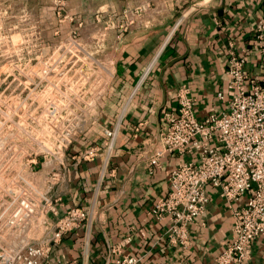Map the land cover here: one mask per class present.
<instances>
[{"label":"crops","instance_id":"0c3cea01","mask_svg":"<svg viewBox=\"0 0 264 264\" xmlns=\"http://www.w3.org/2000/svg\"><path fill=\"white\" fill-rule=\"evenodd\" d=\"M51 1L53 6H48L50 0H0V6L5 14H18V8L27 15L63 13V0ZM136 6H145L143 14L119 35L123 9ZM85 11L95 16L89 37L109 48L108 53L95 54L103 87L92 107L94 120L66 151L62 182L49 190L41 173L40 185L60 198V215L79 207L88 210L89 220L64 236L51 260L113 264L116 256L111 250L121 246L122 253L139 259L138 264H213L230 235L232 212L227 202L218 190L207 187L209 202L204 216L189 227V245H169V220L157 221L148 210L166 195L170 172L188 157L165 154L157 167L150 160L163 114L176 109L182 85L190 90L197 119L203 120L211 110L221 113L228 107L231 54L245 59L251 76L260 73L264 40L257 38L256 27L264 0H97ZM81 27L78 24L76 32ZM220 92L223 100L217 97ZM114 128L108 148L104 132ZM88 149H95L96 155L79 159ZM243 202L244 198L232 205L237 208ZM250 264H264V236L253 243Z\"/></svg>","mask_w":264,"mask_h":264},{"label":"built area","instance_id":"2783aa9c","mask_svg":"<svg viewBox=\"0 0 264 264\" xmlns=\"http://www.w3.org/2000/svg\"><path fill=\"white\" fill-rule=\"evenodd\" d=\"M144 10L145 6L123 10L124 23L118 34L135 24ZM28 27L39 31L38 26ZM256 32L257 38L264 40V13ZM33 35L34 41L16 43V50L22 54L15 50L13 56H8L7 70L0 75L15 76L13 68L30 69L29 64L47 61L43 55L31 53L33 49L40 52L45 46L37 32ZM72 41L80 47L77 39ZM84 55L93 60L91 64L98 63L90 53ZM259 66L260 73L251 76L245 69V59L231 54L226 72L231 92L228 107L221 113L211 110L203 120L197 119L190 90L182 85L176 93V109L163 114L158 146L150 160V165L157 167L165 154L188 157L170 172L168 192L148 210V215L157 221L169 220L165 232L169 245H189V227L196 218L204 216L209 202L207 187L218 190L220 198L227 202L232 212L230 235L213 264H250L252 245L264 236V47L260 50ZM21 73L24 77L37 76L31 70ZM97 85L93 87L95 103L103 87L101 82ZM217 97L224 99L221 92ZM80 132L77 129L62 137L53 152L46 149L44 153H49L50 158L45 162L35 155L16 168L17 157L0 152L2 163L7 158V166L0 167V264H65L63 259L51 260L54 248L65 235L89 220V212L73 207L60 215L56 205L60 198L52 197L43 188L51 190L62 182L66 151ZM104 133L110 148L116 128ZM95 155V149H88L79 159L89 160ZM41 173L46 177L44 187L40 185ZM242 198L244 202L233 207ZM111 254L116 256L113 264L139 262L135 256L122 253L121 246L112 249Z\"/></svg>","mask_w":264,"mask_h":264},{"label":"rangeland","instance_id":"374dc122","mask_svg":"<svg viewBox=\"0 0 264 264\" xmlns=\"http://www.w3.org/2000/svg\"><path fill=\"white\" fill-rule=\"evenodd\" d=\"M96 1L63 0V13L43 16L22 14L20 6L15 9L18 14H5L0 6V72L7 70L8 56L18 49L16 43L36 40L33 35L36 32L45 46L42 51L33 49L31 53L47 59L29 64L30 69L13 68L15 76L0 75V152L13 153L17 157L16 168L35 155L40 162L47 161L50 155L44 153L46 149L53 152L62 137L85 129L94 120L93 87L101 82L103 73L99 63L92 65L93 60L84 54L90 53L95 58V54H104L109 49L97 46L89 37L95 16L91 15L92 10L89 14L85 10ZM49 3L48 6L54 5L51 0ZM78 24L82 27L76 32ZM32 25L41 28L31 31L28 26ZM72 39H80V47ZM26 70L37 76L24 77L21 72ZM6 166L7 158L3 163L1 159L0 167Z\"/></svg>","mask_w":264,"mask_h":264}]
</instances>
